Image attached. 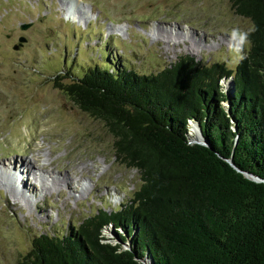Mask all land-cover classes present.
Wrapping results in <instances>:
<instances>
[{
	"label": "trees",
	"instance_id": "1",
	"mask_svg": "<svg viewBox=\"0 0 264 264\" xmlns=\"http://www.w3.org/2000/svg\"><path fill=\"white\" fill-rule=\"evenodd\" d=\"M231 3L257 29L235 70L181 56L155 74L94 66L57 84L140 184L120 210L38 235L19 264H264V0Z\"/></svg>",
	"mask_w": 264,
	"mask_h": 264
},
{
	"label": "rangeland",
	"instance_id": "2",
	"mask_svg": "<svg viewBox=\"0 0 264 264\" xmlns=\"http://www.w3.org/2000/svg\"><path fill=\"white\" fill-rule=\"evenodd\" d=\"M250 27L231 0H0V264H19L38 235L62 236L100 210L129 205L140 184L115 161L104 124L57 84L94 66L155 74L181 56L235 70L229 33ZM229 82H220L223 92ZM33 157L41 166L28 176L33 192L15 186L25 205L8 191L17 179L9 164L25 177L21 162ZM65 177L69 189L43 188ZM116 233L102 232L112 243Z\"/></svg>",
	"mask_w": 264,
	"mask_h": 264
},
{
	"label": "bare ground",
	"instance_id": "3",
	"mask_svg": "<svg viewBox=\"0 0 264 264\" xmlns=\"http://www.w3.org/2000/svg\"><path fill=\"white\" fill-rule=\"evenodd\" d=\"M75 22V21H74ZM170 37V35H168ZM196 129V128H195ZM197 130V129H196ZM197 137H198V133H197ZM11 161V160H9ZM10 166V171L11 173L13 174L14 178H17L16 181L12 184V185H9V189L8 191H10L11 195H13L17 200H19L22 204H25V205H28V200H27V196L25 195V192L22 190L21 192L18 191V189L15 187L16 186V183H18L17 185L19 186H22L24 189L26 188L27 191L31 192L32 190H29L26 185H28V182L29 183H33L32 181H30V179H28V176H31L32 177L34 176V174H32V169L36 168V169H40L41 166L38 165V161H37V158H31V162L30 163H27V162H21V165L23 166V170H21V172L23 171V176L25 175V177H22L20 174H18L17 172V168H16V163L15 161H13L12 164H9ZM8 166V164H7ZM21 166V167H22ZM14 171V172H13ZM32 179V178H31ZM34 184V183H33ZM36 185V184H35ZM43 186V185H41ZM52 187H55L58 189L57 192H61V187H63L64 189H69L70 187V182L68 181V177H65L64 179H61V180H56L54 181V183L50 186V185H47V186H43V188L45 190H49L51 189ZM55 189V190H57ZM42 190V189H41ZM63 191V189H62ZM33 192V191H32Z\"/></svg>",
	"mask_w": 264,
	"mask_h": 264
},
{
	"label": "clouds",
	"instance_id": "4",
	"mask_svg": "<svg viewBox=\"0 0 264 264\" xmlns=\"http://www.w3.org/2000/svg\"><path fill=\"white\" fill-rule=\"evenodd\" d=\"M256 30V26L252 25L247 31L233 28L229 33V50L237 62L245 59V48L251 43L249 36Z\"/></svg>",
	"mask_w": 264,
	"mask_h": 264
},
{
	"label": "water",
	"instance_id": "5",
	"mask_svg": "<svg viewBox=\"0 0 264 264\" xmlns=\"http://www.w3.org/2000/svg\"><path fill=\"white\" fill-rule=\"evenodd\" d=\"M27 28H28V25H23V26H21V29H22V30H25V29H27ZM22 41H23V39L20 40V42H22ZM228 162H229L231 165H233L232 162H231L230 160H229ZM245 176L248 177V178H250V179L253 180V181H257V182L259 181L257 178H255V177H253V176H250V175H247V174H245Z\"/></svg>",
	"mask_w": 264,
	"mask_h": 264
}]
</instances>
